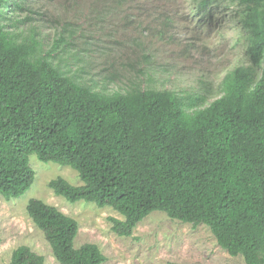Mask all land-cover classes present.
Listing matches in <instances>:
<instances>
[{
	"label": "trees",
	"instance_id": "trees-1",
	"mask_svg": "<svg viewBox=\"0 0 264 264\" xmlns=\"http://www.w3.org/2000/svg\"><path fill=\"white\" fill-rule=\"evenodd\" d=\"M233 1L250 64L228 73L223 96L203 107L200 93L139 85L107 92L81 83L51 52L38 56L34 37L19 42L4 24L9 10L32 11L31 0H0V194L19 198L32 187L36 155L71 167L83 182L57 177L49 183L56 195L123 215L111 218L119 236L161 211L207 225L231 255L264 264V0ZM220 2L199 0L197 14L212 17ZM62 43L63 35L51 51ZM27 211L59 264L107 261L97 244L75 247L79 223L56 206L33 198ZM9 264L46 260L22 245Z\"/></svg>",
	"mask_w": 264,
	"mask_h": 264
},
{
	"label": "rangeland",
	"instance_id": "rangeland-1",
	"mask_svg": "<svg viewBox=\"0 0 264 264\" xmlns=\"http://www.w3.org/2000/svg\"><path fill=\"white\" fill-rule=\"evenodd\" d=\"M198 2L127 0L118 6L115 0H31L32 11L9 10L4 24L19 42L34 37L38 56L51 52L50 59L67 75L98 91L139 85L181 96L200 93L206 107L223 96L228 73L250 64L249 35L233 0H221L212 17L197 14ZM61 35L67 43L51 51ZM30 164L36 173L32 187L19 198L0 194V264H9L22 245L43 255L46 264H59L28 214L33 198L76 219L75 247L97 244L107 257L104 264H246L243 256L223 249L207 225L161 211L148 215L131 236H119L111 222L124 219L118 211L92 202L71 203L49 187L57 177L83 184L76 170L41 162L36 155Z\"/></svg>",
	"mask_w": 264,
	"mask_h": 264
}]
</instances>
